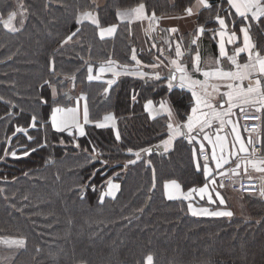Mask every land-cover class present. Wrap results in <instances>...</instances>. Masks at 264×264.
Returning <instances> with one entry per match:
<instances>
[{
	"label": "trees",
	"instance_id": "1",
	"mask_svg": "<svg viewBox=\"0 0 264 264\" xmlns=\"http://www.w3.org/2000/svg\"><path fill=\"white\" fill-rule=\"evenodd\" d=\"M25 2L33 14L21 33L8 34L0 26V61H3L0 63V95L30 110L37 103V93L42 91L38 88L41 78L48 76L47 61L54 55L58 71L71 73L80 69L71 95L78 96L81 91L88 94L94 119H100L107 112L116 115L122 142L115 141L110 128L86 126L87 135L80 137L79 143L89 149L94 143L104 153L103 158L111 161L108 166L99 162L86 164L87 154L73 149L71 144L67 148L57 144L55 148L41 149L21 159L9 156L0 160V188L5 189V193L0 194V238H26L27 250L17 256L19 264H74L81 259L89 264H137L138 261L142 264L149 251L155 253L156 264H264V233L258 237H248V231L242 235L228 233L223 238L222 234H217V227L224 225L194 218L188 214L186 202L164 198L162 187L166 180H177L185 190L197 181L203 183L191 164L188 146L182 145L164 158L157 155L145 158L151 159L156 169L154 191H149L152 169L146 168L143 161L122 171L124 161L130 158L127 148L149 147L165 135L163 119H147L143 111L145 98L158 102L168 97L181 113L189 98L180 90L168 92L162 85L152 91L151 82L145 84L142 80L124 77L113 86L105 102L102 90L106 85L87 83L86 68L82 67L83 61L77 54L87 58L89 42L93 45L91 56L96 66L108 55L121 63H133L131 47L136 46L128 38L125 25L121 24L115 37L106 42L100 41L89 25L82 33L83 48L70 42L57 53L59 41L70 34L69 29L75 30L74 21L70 19L71 9L60 7L56 0ZM65 2L71 4L72 0ZM127 2L133 4L136 0ZM6 3L14 4V0H0V9ZM146 3L149 10L155 8L158 15L180 14V9L172 8V0H146ZM111 4L112 0H104L101 14L114 21L115 10L108 7ZM132 29L134 32V27ZM252 35L254 40L264 44V35L255 27ZM8 56L12 59L8 60ZM140 58L151 59L147 53H141ZM68 86L66 81L65 87ZM134 93H139L135 103L131 99ZM46 95L51 99L50 90ZM6 108L0 103V115ZM49 111L48 107L40 109L41 115ZM26 119L27 116L20 118V122L25 123ZM6 131L11 135V126L6 130L4 122L0 121V156L6 146ZM30 132L41 142L46 134L49 139L53 136L66 141L72 139L65 134L52 133L50 125L47 130L30 129ZM20 143L27 144V138L21 141L14 138L12 147ZM49 158L54 163L46 164ZM25 172L29 175L25 176ZM93 172H96L94 176ZM109 178L119 183L121 190L116 199L106 198L105 203L100 204L99 194ZM81 185H94L96 191L86 187L82 200ZM5 194L8 199L4 198ZM25 196L28 199H24ZM149 197L150 203L145 208ZM139 208H143V212L137 211ZM36 247L41 252L37 253ZM52 254H58L57 260L52 259Z\"/></svg>",
	"mask_w": 264,
	"mask_h": 264
},
{
	"label": "snow or ice",
	"instance_id": "2",
	"mask_svg": "<svg viewBox=\"0 0 264 264\" xmlns=\"http://www.w3.org/2000/svg\"><path fill=\"white\" fill-rule=\"evenodd\" d=\"M56 2L60 7L71 9L70 19L75 24V30L69 29L70 34L59 41L57 53L70 42L83 48L82 33L89 25L102 42L115 37L121 24L125 25L130 40L134 35L133 24H138L143 30L150 60L140 58L144 52L143 47L139 51L136 47H131L130 60L133 63H121L108 55L96 66L92 62L91 42L87 45V58L77 54L83 61L82 67L86 68L87 83L106 85L102 90L105 102L122 76H131L145 84L151 82L152 91L163 85L168 92L178 88L190 93L183 113L174 108L167 97L158 102L145 98L143 111L147 113V119H163L165 128L162 131L166 130L167 135L149 147L138 150L127 148L130 158L124 161L122 171L143 161L146 168L152 169L149 191H154L157 187L156 169L152 160L145 158L153 155L161 158L170 156L186 142L190 146L191 164L195 172L202 175L203 183L197 181L194 186L185 190L177 180H166L163 184V196L166 200L187 202V212L192 216L217 219H231L234 216L226 207L227 201L221 189L231 187L236 192L264 200V44L254 40L252 35L254 27L259 34L264 35V0H226V3L225 0H220L219 3L214 0H172V8L180 9V14L177 15H158L155 8L149 10L146 0H136L133 4H128L127 0H112L108 7L115 10L114 21L102 16L104 9L97 0H72L71 4L65 0ZM32 14L25 0H14V4L6 3L0 9V26L4 32L16 35L23 31ZM165 19L191 20L193 27L188 32H182L179 26L161 27V21ZM206 39L215 49L207 58L202 54L203 41ZM7 59L11 60L12 56ZM225 62L229 67H225ZM79 71V68L71 73L58 71L56 58L51 56L47 61L48 76L41 78L38 88L42 91L37 93V103L30 110L0 95V103L7 106L0 115V121L4 122L6 130L9 126L12 128L11 135L6 131V146L0 160L9 156L21 159L41 149L55 148L57 144L63 148L71 144L73 149L87 154L86 164L99 162L108 166L111 163L109 159L103 158L104 153L94 143L90 149L79 143V138L87 135L86 126L95 129L110 128L115 141L122 142L117 117L113 112L94 119L88 94L81 91L78 96L71 95L76 87ZM58 77L62 78L57 79ZM66 81L69 82L68 87H65ZM48 90L51 99L46 95ZM138 95L139 93L132 95L134 103L137 102ZM42 107H48L50 111L41 115ZM25 116L26 122L21 123L20 118ZM242 120L245 122L243 125ZM249 121L253 123H248ZM48 125L52 133L65 134L72 139L66 141L63 137L55 136L49 139L46 134L41 142L30 132V129L47 130ZM24 137L27 138V144L20 143L18 147H12L14 138L21 141ZM20 148H23L22 152L19 151ZM45 163L51 164L54 161L49 158ZM95 174L96 172L92 173L93 176ZM24 175L28 176L29 173L25 172ZM106 184V190H101L99 194L100 204L105 203L106 198L116 199V194L121 190V185L114 182L113 178H109ZM237 184L239 187H236ZM86 187L96 191L94 185H81L82 200L85 198L83 193ZM4 193L5 189L0 188V194ZM197 197L200 201L206 200L207 206H194L193 201ZM4 198L8 199L6 194ZM24 199L28 197L25 196ZM143 210L137 209L139 212ZM68 223L71 225L72 221L69 220ZM257 223L261 221L258 220ZM0 245L15 249L9 256L0 257V264H19L17 256L27 250L26 238L23 236L0 238ZM35 251L39 253L41 249L36 247ZM57 255L52 254L54 261L57 260ZM74 264H89V261L81 259ZM142 264H156L155 253L149 251L144 255Z\"/></svg>",
	"mask_w": 264,
	"mask_h": 264
},
{
	"label": "crops",
	"instance_id": "3",
	"mask_svg": "<svg viewBox=\"0 0 264 264\" xmlns=\"http://www.w3.org/2000/svg\"><path fill=\"white\" fill-rule=\"evenodd\" d=\"M97 3L100 6H102L104 4V0H97ZM225 3H226V0H225ZM168 26H179L181 28L182 32H188L193 27L191 20H189L187 22L185 20H172V19H165V20L161 21V27H168ZM133 27H134V35H133L132 41H133L134 45L136 46L138 51L142 48L143 45H145L144 51H147L146 38L144 37L142 28L138 24H133L132 28ZM185 42L187 43V39L185 40ZM148 43H150V42H148ZM206 44L211 45L212 53L215 52L213 44H211L209 42V40H207V39L204 40L203 45H202V54L205 58L208 57V55L206 53V52H208L206 50V46H205ZM245 59H246V57H245ZM225 67H229V65H227V62H225ZM145 71H151V70L145 69ZM124 77H131V76H122V77H120V79L124 78ZM105 78H108V77H105ZM174 89L182 91L184 94H186L190 98V93H186L183 90L178 89V88H174ZM168 100H169V98H168ZM164 127H165V125H164ZM166 135H167V132L165 130L164 137H166ZM245 136H246V134H245ZM184 145L187 146L186 142H184ZM188 147L190 148V146H188ZM201 177H202V175H201ZM202 179H203V177H202ZM105 188H107V185ZM105 188H104V190H105ZM162 190H163V187H162ZM220 191L227 201V204H226L227 209L231 210L234 213V216L231 219H229V218L217 219V218L192 216V215H190V216H192L194 218H198L200 220L213 221L217 225H219V224L224 225L221 228L217 227V232H218L217 234L218 235L222 234L223 238H225L224 236L228 233H231V235H233V234L242 235L241 233H246V231H248L247 232L248 234H246V235H248V237H254V236L258 237V235L260 233H264V200L260 199L259 197L243 196V195L237 194L236 192H233L229 188L221 189ZM242 196H243V198H241ZM109 199H111V198H109ZM193 203H194V206H200V205L207 206L206 200L200 201L198 197L193 201ZM212 207H215V206H212ZM258 220L261 221V223L258 224L257 223ZM258 229H260V230H258Z\"/></svg>",
	"mask_w": 264,
	"mask_h": 264
},
{
	"label": "rangeland",
	"instance_id": "4",
	"mask_svg": "<svg viewBox=\"0 0 264 264\" xmlns=\"http://www.w3.org/2000/svg\"><path fill=\"white\" fill-rule=\"evenodd\" d=\"M205 46H206V50L208 51V52H206L207 55L212 53L211 45L210 44H206ZM142 47L145 48V45H143ZM143 53H147V51H144ZM105 190H106V188H105ZM14 251H15V249H10V248H8V247H6L4 245H0V257L9 256Z\"/></svg>",
	"mask_w": 264,
	"mask_h": 264
},
{
	"label": "built area",
	"instance_id": "5",
	"mask_svg": "<svg viewBox=\"0 0 264 264\" xmlns=\"http://www.w3.org/2000/svg\"><path fill=\"white\" fill-rule=\"evenodd\" d=\"M244 123H245V122L242 120V121H241V124L243 125ZM248 123H253V122L249 121ZM245 182H246V181H245ZM236 187H239V184H237ZM229 189L232 190L233 192H236V191H234L233 188H231V187H229ZM236 193H237V194H240V195H243V196H249L247 193H240V192H236ZM252 197H254V196H252Z\"/></svg>",
	"mask_w": 264,
	"mask_h": 264
},
{
	"label": "water",
	"instance_id": "6",
	"mask_svg": "<svg viewBox=\"0 0 264 264\" xmlns=\"http://www.w3.org/2000/svg\"><path fill=\"white\" fill-rule=\"evenodd\" d=\"M150 200H151V198L149 197V198H148V200H147V203H146V206H145V208H147V207H148V205H149V203H150Z\"/></svg>",
	"mask_w": 264,
	"mask_h": 264
}]
</instances>
